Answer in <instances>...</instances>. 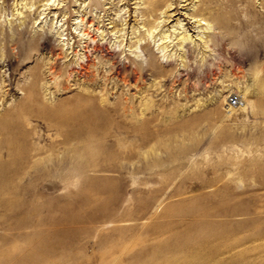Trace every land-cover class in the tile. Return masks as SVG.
<instances>
[{"label":"rangeland","instance_id":"1","mask_svg":"<svg viewBox=\"0 0 264 264\" xmlns=\"http://www.w3.org/2000/svg\"><path fill=\"white\" fill-rule=\"evenodd\" d=\"M95 1L60 0L51 11L45 7L33 24L32 10L21 29L27 37H48L51 47L33 49L13 73L5 56L0 59V79H10L2 86L0 112L13 113L5 122L10 136L0 134V147L11 146L17 167L9 226L0 208V264H115L108 255L122 248L125 262L164 264L170 254L185 255L190 247L199 254L194 264H264V93L256 91L253 76V66L262 68L264 57L243 63L238 46L218 28L211 31L216 44L204 49L188 19L176 15L195 39L183 48L190 51L188 68L181 67L177 78L161 80L160 91L151 97L139 98L136 90L149 87L152 79L137 88L126 86L136 108L144 102L150 108L137 110L136 116L105 118L109 126L83 154L75 148L81 144L78 128L69 126L80 118L72 97L79 90L72 80L78 77L71 73V88L60 91L48 63L58 68L87 55L97 62L94 43L115 52H103L105 60L128 62L129 52L118 47L119 35L111 29L123 13L117 9L128 5L133 14L134 0ZM261 1L256 0L255 8L264 14ZM12 2L0 0V26L8 34L18 23ZM222 2L225 11L236 12L248 4ZM84 12L105 35L101 41L96 25L91 26L97 37L85 49L76 19ZM140 54L148 59L144 51ZM37 62V92L28 94L25 86ZM170 67L165 64L166 70ZM245 87L250 104L239 96ZM233 94L244 105L230 115L226 102ZM107 102L117 103L113 98ZM56 106L59 111L53 112ZM85 106L88 110L90 104ZM66 110L75 115L63 117ZM210 248L217 249L206 255ZM104 251L105 261H100Z\"/></svg>","mask_w":264,"mask_h":264},{"label":"bare ground","instance_id":"2","mask_svg":"<svg viewBox=\"0 0 264 264\" xmlns=\"http://www.w3.org/2000/svg\"><path fill=\"white\" fill-rule=\"evenodd\" d=\"M4 1L6 0H3V2ZM55 1L56 0H13L12 15H16V19L18 20L16 31L8 34L0 26V59L2 55L5 56L7 59L6 66L11 69V73L16 71L24 62H27L33 49L51 47V42L48 37L43 38L42 34H39L37 37H27L25 31L21 28L27 26L26 18L30 15L32 10L34 17L30 18V21H32L33 24L44 14L46 10L45 7H49L51 11V7L59 5L60 0L57 1L58 3L56 4ZM94 1L95 0H93V2ZM118 1L121 0H117V2ZM197 1L196 4L193 3V0H190L189 3H187V0H134L135 7L133 14L128 13L125 8L128 5H124L121 9H117L119 11L123 10V13L118 12L121 14L118 18V22L112 20L113 25L111 32L113 31L119 35L118 47H123L122 52H129L130 55L127 57V63L120 62L115 58L110 62L105 60L103 52L107 55H113L115 52L108 50L105 45L102 46L98 43L91 45V50L96 54V58L98 59L97 62H95V59L91 55H87L85 60L82 57L74 58L65 63L64 66H59L58 68L57 65L48 63L49 76L54 80V85H60V91H66L71 88L68 81L71 73L74 72V76L78 77L72 80V83L78 85L79 88L72 97L76 98L75 101L79 104L75 105V107L80 110L78 113V117L80 118L69 125L71 129L78 128L79 137L77 139L79 140L78 143H81L75 146L78 151L86 154L88 149L96 144L98 140L97 136L102 134L109 126L106 119L111 117V115L118 113L125 115L126 113V115L136 116L137 110L143 112L150 108L149 104L145 102L143 104L140 103L139 107L136 108L133 104L134 95L130 93L128 88L126 90L124 89L126 86H132L134 83V87L137 88L146 78L152 79V84L149 87L141 86L136 90V95H138L139 98L151 97L153 92L160 91L162 87L161 80L165 81L168 77L169 79L177 78L180 76L181 67L188 68L186 65V58L190 51H187L189 48L187 50L183 48L185 45L195 42V39H193L192 34H190L185 27H181L183 20H181L180 17L174 19L176 15L180 14L184 19H188L187 23L198 33L196 36L201 40L204 49L209 47V43L216 44L213 39H211V31L214 28H218L226 35L230 36L229 38L233 39V43L238 46L236 50L239 55V60L243 63H249L251 60L254 61L260 57H264V14L256 10V0H237L246 2V4L248 3L240 12L233 10L225 11L222 0ZM227 1L231 3L236 0ZM260 4L263 9L264 0H262ZM33 7L34 9H32ZM54 12L55 11H53V14ZM247 12H250L248 16H246ZM86 14L87 13L84 12L76 17V19L80 20L79 23L81 24L80 34L83 37H81L83 39V49L86 48L89 40L94 42L97 37V35H95L96 33H93L94 31L91 30V26L96 25L94 30L100 36L101 41L105 38L103 30L99 32V22L94 24V19H88ZM57 16H59V14ZM233 19H237V22L233 23ZM173 21L175 22L172 23ZM225 37L226 36H223V38ZM8 43H10V46H8ZM197 46L199 47V45ZM151 47L153 49H151ZM12 49H16L14 54L11 52ZM141 51L147 54L148 59L143 58L140 54ZM154 51H156V53ZM74 52L76 55L77 52ZM68 57L69 55L64 52L63 58ZM205 57L206 51H202L201 59ZM165 64H170L172 66L170 67L171 69L168 68V70H166ZM35 65L34 73H30L31 81L28 84L26 83L25 86V90L28 94H36L37 92L41 64L37 62ZM260 72L264 73V66L259 68V66L254 65V87L259 94L264 93V76L258 77ZM188 73L191 76V72ZM79 78H82V81H80ZM6 81L9 82L10 79H0V97L3 89L2 86ZM109 83L112 84L111 88H109ZM120 88H122V90L118 92ZM114 89H116V91L112 92ZM247 94V87L239 91V96H241L247 104H250L247 99ZM109 98H113L117 103L114 105L109 104L107 102ZM86 104H90L88 110L86 109ZM240 105H244V103H241L239 97V104L234 107H240ZM234 107L227 108L226 112L232 115ZM58 109L59 106H56L53 112L59 111ZM260 112L264 114V109ZM62 115L63 117H72L75 113L74 111L71 112L66 110ZM12 116L13 113L11 111L0 112V134L10 136V131L5 122L12 118ZM136 122H138V120ZM87 134L91 136L85 138ZM11 152V146L6 145L0 147V208L4 209L3 214L7 226H9L11 220L12 176L17 169V167H13ZM48 169L52 170V168ZM37 170H42V168ZM122 249L117 251L118 253H110L108 255L109 261L112 259L115 264H137V262H125L126 259H122ZM216 249L217 248H210L205 254H212ZM169 253L170 251H166V255ZM106 254V251L100 254V261H105L103 256ZM198 255L195 248L190 247L185 255L170 254L164 264H194L198 261ZM108 259L106 263H108ZM157 261L159 260H144V262H140V264H155ZM25 263L28 264L27 260ZM50 263L51 261L48 262V264ZM53 264H61V262L56 263L55 261ZM65 264L67 263L65 262Z\"/></svg>","mask_w":264,"mask_h":264},{"label":"built area","instance_id":"3","mask_svg":"<svg viewBox=\"0 0 264 264\" xmlns=\"http://www.w3.org/2000/svg\"><path fill=\"white\" fill-rule=\"evenodd\" d=\"M238 104H239V97H237V95H233L230 97L227 106L234 107L237 106Z\"/></svg>","mask_w":264,"mask_h":264}]
</instances>
